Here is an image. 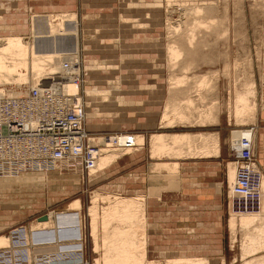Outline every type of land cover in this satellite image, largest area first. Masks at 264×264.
<instances>
[{
	"label": "rangeland",
	"instance_id": "rangeland-1",
	"mask_svg": "<svg viewBox=\"0 0 264 264\" xmlns=\"http://www.w3.org/2000/svg\"><path fill=\"white\" fill-rule=\"evenodd\" d=\"M103 1L98 0V4L104 8L106 2L102 3ZM144 1L146 3L148 0ZM136 2L127 3L125 13L120 12V8L118 9L119 21H123L122 17L131 18V22L143 21L142 23L147 25V29L138 30L132 29L130 25H122L126 29L124 33H147L153 27L151 23L147 24L148 19L158 18L159 25L156 26L158 28L155 31L156 37H149L151 36L150 33L145 38L120 39L119 36L122 32L112 26L114 20L112 15L109 14H106V18L100 24L96 26L94 23L93 27L86 30V26L90 27V23L93 21L91 19L89 25L84 26V32L81 29L85 16L79 15V34L84 42L88 36H83L87 34L92 39L96 35L108 36L116 32H118V35L113 36V39L110 40H105V37H102L101 41L91 39V43L88 45L85 44L86 42H79L78 45L80 47L79 57L82 61L81 88L83 93L90 90V86L86 83L87 76L91 75V72V76L97 75L95 74L96 71H91L89 74L85 72V59H90V57L88 58L89 55H96L97 60H94V62L103 63L107 58H120L122 54L121 46L127 48V52L123 54L129 55V53H132L133 56H125L115 60V63H117L115 71H119L123 67L120 75L115 76L112 74L114 69L99 72L104 76L120 77L124 86L121 90L125 93L122 96V101H118L117 105L112 104L113 106L106 104L105 107L109 110L103 113L100 112L104 109L102 105L101 107H93L91 111L88 104H86V100L83 101L86 104L87 114L85 125L90 137L94 135L104 137L122 134L143 135L145 137V147L143 150L135 151L134 155L131 156L132 159H123V162L119 161V163L114 164L107 173H99L94 178L89 177V163L84 162L82 166L77 163L78 161H65L63 166H59L54 171H36L35 173L26 174L24 177L36 176L35 181L28 185H23L22 181L18 182V179L13 178V181L2 182L1 180V184H8L10 189L0 191V219L3 218L0 221V235L7 236L8 232L13 229L12 227L16 225L27 224L32 226V223L42 221L38 219L42 215H46V217L50 215L52 218L60 215L59 220L62 222V219H65L62 216H66V213L63 212L64 206L79 200L82 205L80 220L85 226L88 240L86 260L88 264H94L99 254H94L92 249L91 221L88 217L89 205L94 196V191L111 192L113 194L119 192L120 194L123 193L122 196H145L144 205H146L147 223L151 222V226L159 231L153 236V239L156 238L154 254L157 253L162 257L156 256L155 258H158L156 260L164 261L167 258L170 259V257L182 256L179 252H182L186 247H190L191 255L196 257L206 256L212 264H222L221 258H224L227 264H232L231 261L234 257H238L240 253V247L237 243L235 248L232 249V236L227 228L230 212L227 203L229 183L226 172L229 164L234 162L232 157H237L233 156L229 139L233 130H247L246 127L255 126L258 129V132H255L256 141V135L258 138L259 134L258 125H263L260 117L264 111V0H187L186 3L189 4V7L186 8L201 3H208V5L216 7L218 13L204 16L201 20L207 19L208 16L225 15L227 19L226 26H228L229 31L222 40L217 38L214 33L198 34L199 39L201 38L205 43L199 46L200 53L197 55V62L193 66L192 72L184 71L179 65L176 73L169 72L167 65L166 50L169 37H171L168 13L171 14L174 21H178L181 14L176 9H168L167 0H157L147 4ZM91 4L88 2L86 7L89 8ZM3 10L4 8L0 5V15ZM118 42H122L123 45L110 48L111 44H117ZM149 42L157 43L158 46L156 44L149 47L143 46ZM102 45L106 47L104 49L99 48ZM94 47H97V49ZM153 48L158 49L160 56L163 58L158 60L159 63L155 64L154 68H151V64L148 63L149 66L144 63L146 60L144 57ZM128 49H136L139 52L137 55L139 59L134 56L137 54L136 50L130 52ZM209 59L213 60L208 63ZM225 63L229 64L228 73L223 71ZM215 70L220 72L210 75L203 95L200 97L194 96L193 99L200 111L209 108L210 105L216 111L218 108L221 109L219 114L220 125L202 129L198 127L191 128L189 127L191 125L188 124H177L175 128L161 129V114L166 106L165 100L170 96L168 93H170L169 84L172 82V78L179 75L194 76V73L203 74ZM253 82L257 85V121L245 127H235L232 122L228 121V101L233 96L236 86L241 89L244 84ZM96 84L94 86L99 89L107 87V85L99 82H96ZM186 86L180 89H184L180 94L181 98H185L195 89L194 81ZM17 91L26 93L29 90L22 87ZM214 103L215 105H213ZM96 113L100 118L96 117ZM190 114L193 116V123H195L193 126H196L198 117L196 109L192 108ZM166 132H218L222 157L182 160L180 175L183 177V182L180 191L168 194L160 192L150 197L148 190L151 186V176L149 173L151 165L155 161L150 159L148 139L152 134ZM256 147H258V143ZM241 151L239 155H241ZM161 161L167 162L168 160L163 158ZM171 194L173 200L161 201ZM177 194L182 196H177ZM201 196L203 197L200 198ZM180 203L181 205H178ZM149 210L152 211L151 217L149 216ZM4 225L5 227L1 228ZM49 233L51 235L53 231L51 230ZM34 235L44 236L41 232ZM237 237L240 241L242 238L240 230L237 231ZM150 242L152 244V240ZM151 255L149 259H155Z\"/></svg>",
	"mask_w": 264,
	"mask_h": 264
},
{
	"label": "bare ground",
	"instance_id": "bare-ground-1",
	"mask_svg": "<svg viewBox=\"0 0 264 264\" xmlns=\"http://www.w3.org/2000/svg\"><path fill=\"white\" fill-rule=\"evenodd\" d=\"M186 2L187 0H167L168 9H176L181 14L179 20L174 21L171 14L168 13L171 37L168 40L166 57L169 72L171 73H176L179 65L184 71L192 72L193 66L197 62V55L200 53L199 46L205 43L201 38L199 39L198 34L214 33L217 38L222 40L229 31L228 26H226L227 19L225 15L208 16L207 19L201 20L204 16L218 13L216 7L208 5V3H201L194 4L191 8H186L187 6L189 7ZM6 11L8 10L5 8L4 12ZM86 18L91 22L92 18H90V15ZM122 20V25H130L132 29H147V25L142 23L143 21L131 22L129 17H122ZM30 21L32 32L30 37L20 34L0 35V99L7 97L16 99L19 96H27L33 89L44 93L48 92L58 102L56 104L53 103L54 107L51 110L52 114H57L64 107V104H61L63 99L61 96L68 95L70 98L72 97L70 104H73V107H71V111L74 110V105L85 108L84 128L87 119L86 104H88L91 111L93 107H101L102 105L104 109L100 111L101 113L109 110L105 106L117 105L119 97L124 94L121 90L124 87L123 81L120 77L104 76L99 73L107 69H114L112 74L115 76L120 75L123 69L115 71L117 69V67L115 68L117 64L115 60L117 59L115 58H107L104 62L102 61L103 63L94 62L92 58L91 60L85 59V72L89 74L91 71H96V76L101 77L91 76V72V75L89 74L90 76L88 75L86 80L90 90L85 93L82 92V61L79 57V42L69 44L66 41L68 36H78L79 34L76 12L47 13L45 15L33 13ZM189 21L192 22L189 23ZM4 22L5 18L2 13L0 15V30L7 32L10 28L3 24ZM90 28L86 26L85 29ZM85 37L86 43H84L90 44L92 37H89L88 34ZM46 38L49 39L47 40ZM42 39H46V42H39ZM117 45L121 46L123 44L122 42L111 44L110 48H117ZM105 47V45L99 46V48L103 49ZM94 48L97 49V47ZM212 60L209 59L208 63ZM224 66L223 71L228 73L229 64L225 63ZM216 72L220 71L215 70L214 72L203 74L194 73V76L179 75L172 78V82L169 84L170 93L168 94L170 96L165 100L166 106L161 114V129L175 128L177 124H188L191 125L189 126L191 128L198 127L202 129L220 125L219 114L221 109L218 108L216 111L210 105L209 108L200 111L196 106V101L193 99L194 96L200 97L203 95L206 82L210 75ZM191 81H194V91L185 98H181L180 94L184 89H180L187 87L186 85ZM96 82L105 84L107 87H104V89L96 88L94 86ZM22 87L28 88L29 91L26 93L18 92L17 90ZM256 97L257 85L254 82L244 84L241 89L237 88V86L235 87L233 96L227 104L228 121L232 122L233 126L245 127L257 121L258 99ZM85 100L86 104L83 102ZM120 101L122 100L120 99ZM30 102L35 107L32 104V107L25 111V120H30L35 124L43 122V115L48 113L47 99L45 98L39 103H36L35 100ZM192 108H195L198 113L196 126H193L195 123H193V116L190 114ZM38 112L40 113L37 114ZM13 114H15L14 105L7 104L2 107L0 109V123ZM70 115V113H66L62 119L68 122ZM30 116L33 117L31 118ZM96 117L100 118L98 113H96ZM84 130L86 131V129ZM246 133H248V130L244 129L232 131L229 144L233 156H238L243 149L240 139ZM115 138L118 140L117 143H114ZM127 141H131L136 147H124L123 145ZM32 142L36 145L35 149L38 152L41 151L40 148L49 146L48 142H43L38 137H34ZM144 145L145 137L143 135L122 134L107 135L105 137L94 135L90 137L88 133V152L91 154V159L88 162L89 177L94 178L99 173L108 172L114 164L119 163V161L123 162V159H129V157L134 155L135 151L143 150ZM148 145L150 147V159L155 161L152 163L149 173L151 176V186L148 190L150 197L160 192L168 194L180 191L183 182V177L180 175L182 160L211 159L221 156L220 135L218 132L156 133L149 137ZM0 153H3L2 150H0ZM163 158L168 161L162 162ZM81 159L83 158L59 161L49 156L45 160H41L35 170L22 171L18 175H5L0 177V181H13V178L18 179V182L22 181L23 185H28L35 181L36 176L24 177L26 174L35 173L36 171H54L59 166H63L65 161H78L77 163H80L82 162ZM80 164L82 165V163ZM235 172L236 163L234 161L229 164L226 172L228 175V188L234 182ZM262 173L264 174V172ZM3 189H10V187L8 184L2 185L0 182V191ZM94 192L88 209V217L91 221L92 249L94 254H99L94 264H212L206 256L196 257L186 254L184 256L170 257V259L167 258L164 261L150 260L148 220L146 205H144L145 196H122L123 193L120 194L119 192L116 194ZM261 202V209L257 213L235 215L230 212L227 228L232 236L231 247L234 249L237 243L240 247V253L238 257H234L233 261H231L232 264H264V193L262 194ZM81 210L82 205L79 200L70 202L63 208L65 215L78 213L79 228L71 227V230L67 227L65 228L64 224L59 220L61 218L60 215L55 218L49 215L45 220L32 223V228L27 226V245L19 248L25 249L28 253L30 264H36L41 259L40 257L51 261L55 257L69 254L67 242L72 244L71 247L78 248L73 240L80 239L81 236L85 239L83 251L86 257L87 236L85 226L80 220ZM2 227L4 228L5 225ZM51 230L53 233L50 235L49 232ZM238 230L242 232L240 241L237 237ZM38 232H41L44 236L34 235ZM51 239H56L58 242L50 245L40 243V241ZM14 245L15 240L10 232H8L7 236L0 235V248L15 247ZM60 248L61 251H59ZM221 262L222 264H227L224 258H221Z\"/></svg>",
	"mask_w": 264,
	"mask_h": 264
},
{
	"label": "built area",
	"instance_id": "built-area-1",
	"mask_svg": "<svg viewBox=\"0 0 264 264\" xmlns=\"http://www.w3.org/2000/svg\"><path fill=\"white\" fill-rule=\"evenodd\" d=\"M62 97L61 104H64V107L57 114H52L51 110L54 107L53 103L58 102L48 92L44 93L33 89L27 96H19L16 99L13 97L0 99V109L7 104H12L15 110V114L10 115L0 123V150L3 152L0 153V177L35 170L40 161L49 156L59 161L83 158L80 162L82 165L84 162L90 161L88 133L84 130L85 108L74 105V110L71 111V107H73V104H70L72 97L70 98L68 95H62ZM45 98L48 101V113L43 115V122L35 124L30 120H25V111L29 110L33 104L30 101L35 100L36 103H39ZM66 113L71 114L68 117V122L62 119ZM245 129L248 130V133L243 134L240 139V144L243 147L241 155L232 157L236 163V175L227 195L229 212L235 215L253 214L260 211L261 198L264 193L263 168L257 157L256 142L254 143L257 129L255 126H248ZM34 137H38L43 142H48L49 146L40 148L41 151L38 152L35 149L36 145L32 142ZM117 141L115 138L114 143ZM123 146L136 147L131 141H127ZM78 217V213L66 215L65 219H62L65 222L64 227L79 228ZM27 229L25 225H22L10 230V234L15 240V247L0 248V264H30L28 253L25 249L19 248L27 245ZM73 241L78 248L71 247L72 244L67 242L69 254L55 257L51 261L40 257L41 259L36 264H88L83 251L85 239L81 236L80 239ZM55 242L58 241L56 239L40 241L41 244L48 245Z\"/></svg>",
	"mask_w": 264,
	"mask_h": 264
},
{
	"label": "crops",
	"instance_id": "crops-1",
	"mask_svg": "<svg viewBox=\"0 0 264 264\" xmlns=\"http://www.w3.org/2000/svg\"><path fill=\"white\" fill-rule=\"evenodd\" d=\"M136 1L135 0H129V1L128 0H116V1L115 0H104L102 3L106 2V4H108V5L105 4V7L103 8V7L100 6V4H98V0H0L1 7L4 8V9L6 8L8 10L6 12H4V10H3V14H4V18H5V22L3 24H5L6 26H8V28H10V29H8L7 32L3 31V30L2 31L0 30V35L2 36V35H16V34H20V35H23V36H29L30 37L31 34H32L31 29H30L31 28L30 27L31 26V21L30 20H31V15L33 13H35V14L39 13L41 15H45L47 13L60 14V13H75L76 12L78 18H80L79 15H81V16L84 15L85 16L83 18V24H82V29H81L84 32H85V30H83L84 26L89 24V21L86 18L87 16L90 15V18H92L93 21L90 23V27H93L94 23L97 26L98 24L101 23V21H103L106 18V14H109V15H112L113 20H114L112 26L115 29L117 28L119 32L120 31L122 32L121 35L119 34L120 35L119 36L120 39H134V38L140 39L141 37L145 38V37L149 36L150 33H151V36H149V37H156L155 31L158 30V28L156 26L159 25L158 18L148 19V21L146 20L147 24L151 23V25L153 26V27H151L152 30H150L147 33H142V32L134 33V34L133 33H129V34L124 33L126 29L121 26L122 22L119 21L120 16H118V9L120 8V12L123 11L122 13H125L126 4L127 3H133V2L141 3V2H144V4H147L148 2H156L157 0H150V1L148 0V1H146V3H145L144 0L143 1L142 0H136ZM88 2L90 4L92 3L89 6V8L86 7L87 6L86 4ZM83 5H84V7H83ZM152 10H154V9H152ZM153 13H155V12L153 11ZM79 21H80V19H79ZM79 21H78V26H79ZM104 24L106 25V23H104ZM78 30H79V28H78ZM79 32H80V30H79ZM117 35H118V32L113 33V35L109 34L108 36L107 35H104V36H101V35L97 36L96 35V36H94V38L92 40L93 41H96V40L97 41H101L102 37H105V40H110L113 36H117ZM46 39L48 40L49 38H46ZM46 39H42L39 42H44V41L46 42ZM66 41L68 43H75L76 41L77 42H84V40L81 39L80 34H78V36H68ZM152 44H156L157 45V43L149 42L147 44H144L143 46L144 47H149V46H152ZM120 50L122 52L120 58H123L125 56H133L132 53H129V55L128 54H123V53L127 52L126 46H124V47L121 46ZM135 50L134 49L133 50L128 49V51H130V52L131 51H135ZM136 52H137V50H136ZM138 53L139 52H137V54L134 55L135 58L139 57V56H137ZM89 57H90V60H91V58L93 59V57H95V59H93V60H97L96 55L91 54V55L88 56V58ZM112 58L120 59L118 57H112ZM144 58L146 59L144 61V63L146 65L151 64V68H154L155 64L159 63L158 60L160 58L162 59L163 57L160 56V51L158 49L153 48V49L149 50L148 54ZM137 59H139V58H137ZM150 62H152V63H150ZM122 69H123V67H122ZM124 94H122V95L124 96ZM119 98L122 100V96L119 97ZM120 99H119V101H120ZM261 114H262V116L260 117V120H261V123H263V125L262 124L258 125L259 134H258V138H257V135H256V141L258 143L257 157L260 160V163L262 165L263 172H264V111ZM85 129H86V125H85ZM86 132L89 133L87 131V129H86ZM257 132H258V129H257ZM89 135H90V133H89ZM257 143H256V145H257ZM260 148H261V151H260ZM129 158L132 159L131 157H129ZM104 173H107V172H104ZM207 195H208V193H207ZM177 196H182V195H178L177 194ZM202 197L203 196H201L200 198H202ZM206 198H208V196H206ZM168 199L169 200L170 199L173 200L172 199V194L170 196H168V197H164L161 201H165V200H168ZM178 205H181V203L178 204ZM151 212L149 210V214H150L149 216L150 217H151ZM75 214L76 213H74L73 215H75ZM62 223L65 224V222H63V221H62ZM22 225H25V224H22ZM22 225H16V226H13L12 228L21 227ZM25 226L27 227L28 225L26 224ZM12 228H10V229H12ZM31 228H32V226H31ZM165 231H166V229H165ZM157 232H159L158 229H155V227L151 226V222H149V224H148V235H150V240H152V244H151V242L149 240L148 249H149V256L152 254L151 255L152 258H155L156 256H159V254L157 255L156 252H155L156 254H154L155 244H156V240L155 239L156 238L153 239V236ZM161 232H163V231H161ZM86 246H87V242H86ZM189 248L190 247H186V249H184L182 251V253L179 252V254L182 255V256H184L185 254L191 256V254H190L191 253V249H189ZM187 252H188V254H187ZM159 257L161 258L162 256H159ZM156 259H158V258H155V259H152V260L155 261Z\"/></svg>",
	"mask_w": 264,
	"mask_h": 264
},
{
	"label": "water",
	"instance_id": "water-1",
	"mask_svg": "<svg viewBox=\"0 0 264 264\" xmlns=\"http://www.w3.org/2000/svg\"><path fill=\"white\" fill-rule=\"evenodd\" d=\"M46 218H47L46 215H43V216L39 217L38 219L39 220H45Z\"/></svg>",
	"mask_w": 264,
	"mask_h": 264
}]
</instances>
